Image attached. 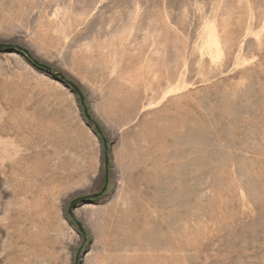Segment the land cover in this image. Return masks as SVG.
Segmentation results:
<instances>
[{
	"label": "rangeland",
	"instance_id": "obj_1",
	"mask_svg": "<svg viewBox=\"0 0 264 264\" xmlns=\"http://www.w3.org/2000/svg\"><path fill=\"white\" fill-rule=\"evenodd\" d=\"M0 43L109 158L71 218L102 138L0 50V264H264V0H0Z\"/></svg>",
	"mask_w": 264,
	"mask_h": 264
},
{
	"label": "water",
	"instance_id": "obj_2",
	"mask_svg": "<svg viewBox=\"0 0 264 264\" xmlns=\"http://www.w3.org/2000/svg\"><path fill=\"white\" fill-rule=\"evenodd\" d=\"M0 50H6V51H15L18 50V52H20L21 54H23L25 57H27L35 66L45 70L47 72L48 75L57 78V79H61L63 82H65L79 97L80 102H81V106L83 107V111L85 114L86 119L91 122L94 127L96 132L98 133V135L102 138V142H103V146H104V150H105V184L104 187L102 188V190L96 194L93 195H89V196H83V197H79L76 198L74 200L71 201L70 205H69V209H68V215L74 219V210L76 205L80 204V203H85L88 201H92V200H96L101 198L107 191L108 189V183H109V169H108V163H109V158H108V143L107 140L104 137L103 131L101 130L100 126L95 123L89 112L88 109L86 107V103H85V97L82 94V92L80 91V89L73 83L67 81L61 74L53 71L50 67L40 64L36 59H34L31 54L24 48L22 47H18V46H13L10 44H2L0 43ZM79 230L81 232H83V229L80 225V223H78L77 221H75ZM77 260H78V256H77Z\"/></svg>",
	"mask_w": 264,
	"mask_h": 264
},
{
	"label": "bare ground",
	"instance_id": "obj_3",
	"mask_svg": "<svg viewBox=\"0 0 264 264\" xmlns=\"http://www.w3.org/2000/svg\"><path fill=\"white\" fill-rule=\"evenodd\" d=\"M19 167V166H18ZM22 168V167H21ZM39 169L40 168H35V169H33V172L35 173V172H37V171H39ZM32 170V169H31ZM22 172H23V170H21ZM25 171V170H24ZM26 172V171H25ZM26 173H28V172H26ZM31 173H32V171H31ZM24 174V173H23ZM33 175V174H32ZM26 176V175H25ZM22 177V176H21ZM27 178V177H26ZM15 179V178H14ZM31 179V178H30ZM17 180V179H16ZM19 182V181H18ZM21 192V191H20ZM149 261V260H148ZM163 262V261H162Z\"/></svg>",
	"mask_w": 264,
	"mask_h": 264
}]
</instances>
